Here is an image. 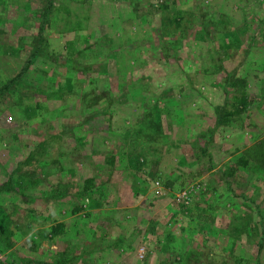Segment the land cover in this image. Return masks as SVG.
Listing matches in <instances>:
<instances>
[{"label": "rangeland", "instance_id": "374dc122", "mask_svg": "<svg viewBox=\"0 0 264 264\" xmlns=\"http://www.w3.org/2000/svg\"><path fill=\"white\" fill-rule=\"evenodd\" d=\"M263 175L264 0H0V260L264 264Z\"/></svg>", "mask_w": 264, "mask_h": 264}, {"label": "trees", "instance_id": "16d2710c", "mask_svg": "<svg viewBox=\"0 0 264 264\" xmlns=\"http://www.w3.org/2000/svg\"><path fill=\"white\" fill-rule=\"evenodd\" d=\"M73 74V71H71L70 70V75H72ZM19 75L20 74H18V75H16L15 77H13V78H11V80H10V82L11 83H14L15 81H17V78L19 77ZM85 96V98L88 100L89 98H88V95L87 94H85L84 95ZM84 101V100H83ZM86 102V101H85ZM237 104H233L234 105V110H232L234 113H240V112H243L244 111V106L245 105H250V99L248 98V96L243 92L242 93V96H241V98L236 102ZM225 120H228V116L227 117H225L224 118ZM58 136H53V139H50V138H45L44 140H40L39 142H38V144L40 145H42L43 147H44V150H48V146H49V142L51 141H53V140H55L56 138H57ZM50 142V143H51ZM37 144V145H38ZM249 164V160H247V158H246V156L245 155H243V156H241L240 157V159L238 160V164ZM237 164V165H238ZM237 165L235 164V165H230L228 168H226V171H227V173L228 174H233V172L234 171H236V169H237ZM257 166H258V164L257 163H255L254 165H252V170H253V172H255V169L257 168ZM263 178H264V175L262 176ZM168 179V178H167ZM169 180V179H168ZM35 181H36V185L38 184V183H40V180H39V178L37 177L36 179H35ZM169 181H171V180H169ZM95 182V180H94V177H87L86 178V180H85V183H84V187H83V191H85V190H87V187H92V186H94V183ZM166 185H169V184H171L172 182H164ZM14 185L15 186H17V184H16V182H13L12 183V188L14 187ZM27 185L30 187L31 185H35L34 184V181L33 180H30V182L29 183H27ZM21 187H23V185L21 186ZM11 188V186L8 188V189H6L5 191H3V192H0V193H5L6 191H8L9 189ZM2 189V187H0V190ZM79 193H82V192H79ZM55 231H54V229H53V233H54ZM1 243V242H0ZM9 246H10V243H8V245H5L4 247L2 246V244H0V253H2L3 252V250H6L7 248H9ZM31 263H30V262ZM26 262H27V264H32V259L31 258H27V259H24V262H22V260L21 261H19V260H0V264H26ZM34 262V261H33Z\"/></svg>", "mask_w": 264, "mask_h": 264}, {"label": "built area", "instance_id": "2783aa9c", "mask_svg": "<svg viewBox=\"0 0 264 264\" xmlns=\"http://www.w3.org/2000/svg\"><path fill=\"white\" fill-rule=\"evenodd\" d=\"M185 194H186V192L183 193V195H185ZM141 250L143 251V249H141Z\"/></svg>", "mask_w": 264, "mask_h": 264}]
</instances>
